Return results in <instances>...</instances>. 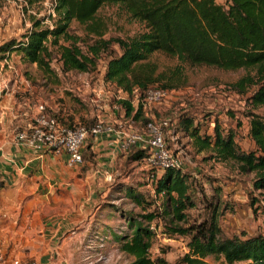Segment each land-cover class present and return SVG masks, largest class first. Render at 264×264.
Listing matches in <instances>:
<instances>
[{
    "label": "trees",
    "instance_id": "1",
    "mask_svg": "<svg viewBox=\"0 0 264 264\" xmlns=\"http://www.w3.org/2000/svg\"><path fill=\"white\" fill-rule=\"evenodd\" d=\"M43 1L23 0L24 8L31 9ZM50 1L53 15H28L29 27L18 37L0 43V63L15 54L24 64H33L43 77L55 78L52 60L58 61L61 72H90L103 60L96 81L124 94L113 104L109 100V105L122 120L132 121L147 120L142 99L148 88L169 91L185 83L183 64L243 69L244 73L227 87L244 97L248 107L247 148L238 144L232 129L222 131L214 122L212 132L206 133L187 114L178 117L172 133L183 131L194 151L206 152L207 159L230 161L238 172L252 174V189L264 195V115L255 111H264V0H224V4L215 0ZM102 4L117 5L130 19L142 23L143 30L130 37H104L103 23L95 17ZM45 19L51 21L49 26L42 25ZM71 21L82 26L83 36L69 30ZM157 52L175 57L179 64L158 70L157 63L150 59ZM94 121H98L96 115ZM92 136L87 134L84 145ZM145 155V149L137 148L129 157L144 162ZM147 173L161 202L155 205L134 187L125 186V196L144 211L140 217L146 224L131 218L128 234L113 233L119 250L132 257L128 264H168L160 246L157 254L151 252L159 227L161 234L179 237L183 242L185 251L173 264H212L206 260L208 255L217 264H264V221L261 231L227 235L218 219L222 210H230L231 206L219 201L218 187L202 201V211L193 215L194 185L187 172L167 167L157 171L147 168Z\"/></svg>",
    "mask_w": 264,
    "mask_h": 264
},
{
    "label": "rangeland",
    "instance_id": "2",
    "mask_svg": "<svg viewBox=\"0 0 264 264\" xmlns=\"http://www.w3.org/2000/svg\"><path fill=\"white\" fill-rule=\"evenodd\" d=\"M215 1L224 4V0ZM24 5L23 0H0V43L10 37H18L24 32L30 25L28 15L42 17L50 13L51 1L45 0L31 9H25ZM95 17L103 23L104 37H130L143 30L142 23L130 19L115 4H102L97 9ZM50 24L51 21L45 19L42 25ZM69 30L84 35L82 26L74 21L70 22ZM150 59L157 63L158 70L165 71L179 64L175 57L158 52L152 54ZM5 61L7 64L3 60L1 67L11 73L8 77L12 78L16 73L18 79L22 78L37 86L36 90L39 96L45 99V105L51 107L50 109H58L59 120L69 125L78 123L92 126L96 122L95 114L104 122L112 106L109 105V100L113 104L116 98L124 96L117 93L112 86L97 83L96 80L103 69V60H99L96 68L90 72H61L58 61L52 60L51 67L55 78L43 77L35 66L24 64L15 54H11ZM182 68L185 83L178 89L167 91L159 101L145 104L143 117L147 119L146 121L121 119L119 127L114 129L141 133L149 121L159 125L164 134L167 150L180 162V170L189 174L194 185L196 209H191L190 213L193 215L200 213L203 209L202 201L212 195L214 188L218 187L219 201L231 206L230 210H222L218 219L223 232L231 235L261 231L264 221V195L252 189L250 185L252 174L238 172L236 165L230 161L207 159L206 152L194 151L189 137L183 131L172 133L178 117L187 114L193 116L194 122L199 123L201 130L206 133L212 132L214 122L218 123L222 131L232 129L236 133L235 139L238 144L247 148L249 141L245 134L247 125L245 111L248 107L244 97L230 92L227 87V84L241 76L244 70H224L200 64H183ZM255 111L264 115L261 108ZM163 121L168 125L162 128ZM109 122L115 125L112 120ZM236 122L240 123L239 127L236 126ZM88 146L89 140L84 145L82 153L84 159L89 162L88 167H92L93 170L102 168L110 177L104 180L103 173H96L99 179L84 184L80 197L69 194L68 198L62 199L57 193L60 199L53 201L51 215L59 217L65 203L73 206L69 210L75 214L60 233L62 236L58 237L57 244L60 248L55 256L61 264H128L132 257L119 250L113 233L128 234L127 223L131 218L143 224L146 222L140 217L144 211L125 196L123 188L134 187L145 199L153 200L155 205H159L162 197L153 191L154 181L148 176L145 162L129 157L135 149L140 148L139 145H131L124 151L117 148L109 161H100L98 167L91 157L93 154L87 152L90 151ZM252 198L256 201L252 202ZM159 229L160 227L155 230L151 252L157 254L160 246L165 251L161 255L168 264H173L176 257L185 251L183 242L179 237H166ZM206 260L217 264L211 255H208Z\"/></svg>",
    "mask_w": 264,
    "mask_h": 264
},
{
    "label": "crops",
    "instance_id": "3",
    "mask_svg": "<svg viewBox=\"0 0 264 264\" xmlns=\"http://www.w3.org/2000/svg\"><path fill=\"white\" fill-rule=\"evenodd\" d=\"M9 74L0 63V264H12L14 260L61 264L55 256L60 248L57 241L75 213L69 210L73 206L65 203L59 217L51 215L53 201L60 199L57 193L62 199L69 194L80 197L84 184L99 179L96 173H103L104 180L109 174L102 168L88 167L84 157L80 163L69 166L62 154L20 146L14 139L15 133L31 121L36 104L45 105L46 101L39 96L37 86L18 79L16 73L12 78ZM50 108L46 111L59 120L58 109ZM110 111L103 123L114 129L121 124V117L117 110ZM116 147L114 133H100L89 139L90 151H86L93 154L98 167L100 161H109ZM76 208L80 213L78 205Z\"/></svg>",
    "mask_w": 264,
    "mask_h": 264
},
{
    "label": "built area",
    "instance_id": "4",
    "mask_svg": "<svg viewBox=\"0 0 264 264\" xmlns=\"http://www.w3.org/2000/svg\"><path fill=\"white\" fill-rule=\"evenodd\" d=\"M50 13L53 15L52 6ZM7 64L6 61H4ZM10 68V66L8 65ZM167 91L158 87L148 88L143 96L142 103L150 104L159 101ZM36 112L24 129L14 135L15 141L22 147L33 150H47L55 155H64L65 163L69 166L82 161L81 148L87 134L114 133L116 135V148L124 151L131 145H139L145 149L144 162L148 169L161 170L167 167L180 168V162L174 159L166 149L163 141V131L159 125L149 121L145 124L144 131L125 132L113 129L111 125L98 121L86 128L82 124L63 125L58 118L46 111L45 105L36 104ZM166 124L165 121L162 122ZM107 179L109 176L106 177ZM12 264H32L30 260L21 263L14 260Z\"/></svg>",
    "mask_w": 264,
    "mask_h": 264
}]
</instances>
